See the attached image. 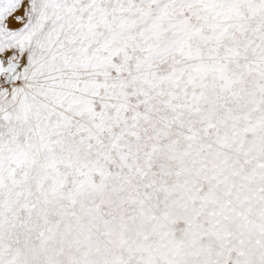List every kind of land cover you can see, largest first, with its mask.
I'll list each match as a JSON object with an SVG mask.
<instances>
[{"label": "snow or ice", "instance_id": "6c2138e0", "mask_svg": "<svg viewBox=\"0 0 264 264\" xmlns=\"http://www.w3.org/2000/svg\"><path fill=\"white\" fill-rule=\"evenodd\" d=\"M0 264H264V0H0Z\"/></svg>", "mask_w": 264, "mask_h": 264}]
</instances>
